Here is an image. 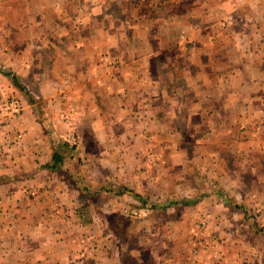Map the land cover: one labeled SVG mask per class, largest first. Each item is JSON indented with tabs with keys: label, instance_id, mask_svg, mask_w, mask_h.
<instances>
[{
	"label": "crops",
	"instance_id": "obj_1",
	"mask_svg": "<svg viewBox=\"0 0 264 264\" xmlns=\"http://www.w3.org/2000/svg\"><path fill=\"white\" fill-rule=\"evenodd\" d=\"M36 1L0 0V99L24 107L0 122V264H136L112 226L127 207L227 255L264 200V0H160L138 20L121 0Z\"/></svg>",
	"mask_w": 264,
	"mask_h": 264
},
{
	"label": "rangeland",
	"instance_id": "obj_2",
	"mask_svg": "<svg viewBox=\"0 0 264 264\" xmlns=\"http://www.w3.org/2000/svg\"><path fill=\"white\" fill-rule=\"evenodd\" d=\"M38 2L39 1L37 0L36 3ZM119 2L120 4L118 5V7L123 18H131L132 20H138L139 17L146 16L148 18L150 16H152V18H155L156 12H159L161 10V7L159 5V3L161 2L160 0H121ZM14 3L15 2L11 1L10 6L13 7L16 6V3L18 4L17 1L15 5ZM81 3V0L74 1L75 6H79ZM147 3H152V8H148L146 5ZM109 6L113 7L112 1H109ZM111 10H114V8H112ZM136 13L138 14L137 17L131 16L135 15ZM0 19H5V22H8L5 15L3 18V14L0 15ZM36 19L37 17L34 18V20ZM154 20L155 19H153V21ZM145 21L146 20H142L141 22ZM2 22L3 20L1 21V23ZM46 22L50 23L45 24V27L51 29L53 25L52 20ZM51 34H53L52 30ZM47 56L49 57V55ZM157 58L159 60L163 59L161 56H158ZM166 67L169 66L165 65L164 62H157V59L153 64L155 73H158L159 75L164 73ZM169 68H173V65H171ZM172 73L173 70H171V74ZM64 116L69 117V121L65 119ZM76 116V111L71 108L61 113V117H63L61 119L67 121L66 123L68 124V126L72 125L71 128L73 130L76 129ZM72 133L74 134V132ZM76 133H78V131ZM67 135L69 134L67 133ZM148 155L149 156L147 157V162L149 164H153L157 161V156L155 155V152H149ZM232 160H235L234 156H232ZM229 162L232 161L230 160ZM250 181L251 178L247 177V182L250 183ZM220 192L222 191L220 190ZM226 194L228 196V192L221 193L220 195L223 199L227 200L229 199V196L227 198L225 196ZM249 195H251L250 207L247 214L245 215V217H243V220L239 222L238 226H229L231 227L230 234L232 236L229 238L228 241V254H224V256L223 251L219 249V246L216 244H212V242L214 243L215 240L213 241L212 239H208L204 236L199 241H196V239H194V241H191V239L187 238L185 239V241L177 240L172 245H169L166 240L167 228L162 225V220L160 219L162 217L161 209H159V212H157V209L153 210L154 214H150L148 217L143 215L141 216L146 217L150 220L148 229L144 227L145 225L142 222V218H131V216H134V214L131 213L134 210L128 207L123 210L124 212H122L124 213V216L126 218L124 219L126 220V222L124 221L123 216H117L119 220L115 217L113 219L112 226L113 230L116 229L117 233H119V238H121L120 244L123 248V251H125L126 255L137 256L138 261L136 264H264V205L262 204L264 200H262L261 198L262 201H258V198L256 197V195H254V193ZM36 209L37 213L39 211L49 212L52 210V208ZM148 209L150 210V208ZM97 214L98 213L92 212L91 210V213H88L86 218L91 219L93 216H99ZM217 218L221 219V216ZM231 225H233V223H231ZM89 226H97V228H101L103 225L96 220V222L90 223ZM105 226L106 225H104V228ZM209 228L210 229L208 233L210 234L212 227L210 226ZM200 229L203 230L202 225H200ZM234 233L242 236H238L239 238L234 237ZM196 247H207L208 250L213 249V247H215V250L207 252V249H204V251L197 254L195 253ZM178 253H181L183 256L180 255V257H178ZM124 260L126 264H135L131 256L126 257Z\"/></svg>",
	"mask_w": 264,
	"mask_h": 264
},
{
	"label": "built area",
	"instance_id": "obj_3",
	"mask_svg": "<svg viewBox=\"0 0 264 264\" xmlns=\"http://www.w3.org/2000/svg\"><path fill=\"white\" fill-rule=\"evenodd\" d=\"M24 110L22 100L20 98L0 99V122L6 123L10 120L21 116ZM69 121V117H65ZM66 143L72 147L77 145V137L74 134H69Z\"/></svg>",
	"mask_w": 264,
	"mask_h": 264
}]
</instances>
